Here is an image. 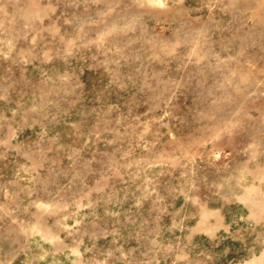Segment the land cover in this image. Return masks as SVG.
I'll use <instances>...</instances> for the list:
<instances>
[{
    "label": "rangeland",
    "instance_id": "obj_1",
    "mask_svg": "<svg viewBox=\"0 0 264 264\" xmlns=\"http://www.w3.org/2000/svg\"><path fill=\"white\" fill-rule=\"evenodd\" d=\"M0 264H264V0H0Z\"/></svg>",
    "mask_w": 264,
    "mask_h": 264
}]
</instances>
